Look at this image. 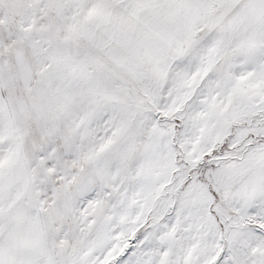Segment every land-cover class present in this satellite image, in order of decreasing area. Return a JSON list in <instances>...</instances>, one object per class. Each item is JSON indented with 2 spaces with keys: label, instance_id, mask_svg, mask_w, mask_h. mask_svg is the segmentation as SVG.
<instances>
[{
  "label": "snow or ice",
  "instance_id": "1",
  "mask_svg": "<svg viewBox=\"0 0 264 264\" xmlns=\"http://www.w3.org/2000/svg\"><path fill=\"white\" fill-rule=\"evenodd\" d=\"M0 264H264V0H0Z\"/></svg>",
  "mask_w": 264,
  "mask_h": 264
}]
</instances>
